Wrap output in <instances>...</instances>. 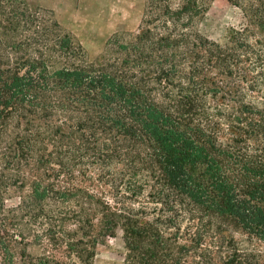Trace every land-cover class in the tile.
Masks as SVG:
<instances>
[{
	"label": "trees",
	"instance_id": "16d2710c",
	"mask_svg": "<svg viewBox=\"0 0 264 264\" xmlns=\"http://www.w3.org/2000/svg\"><path fill=\"white\" fill-rule=\"evenodd\" d=\"M146 0L88 58L0 0V264H264V0ZM15 200V202H13Z\"/></svg>",
	"mask_w": 264,
	"mask_h": 264
},
{
	"label": "rangeland",
	"instance_id": "374dc122",
	"mask_svg": "<svg viewBox=\"0 0 264 264\" xmlns=\"http://www.w3.org/2000/svg\"><path fill=\"white\" fill-rule=\"evenodd\" d=\"M33 6L52 10L62 28L84 47L90 60L98 59L106 42L117 31L137 28L146 0H26ZM242 22L237 8L227 0H211L203 30L220 37L232 25ZM15 202V200L13 201ZM123 242L109 238L98 248L95 264H122Z\"/></svg>",
	"mask_w": 264,
	"mask_h": 264
}]
</instances>
